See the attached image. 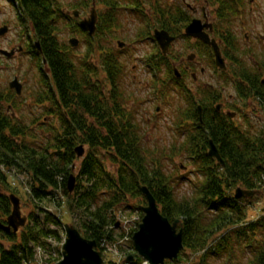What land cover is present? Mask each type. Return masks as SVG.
<instances>
[{
	"label": "trees",
	"instance_id": "obj_1",
	"mask_svg": "<svg viewBox=\"0 0 264 264\" xmlns=\"http://www.w3.org/2000/svg\"><path fill=\"white\" fill-rule=\"evenodd\" d=\"M7 1L17 3L20 25L26 32L31 27L39 41L42 53L32 51L38 56V66L43 57L51 72L44 76L39 70L41 84L33 95L37 102L44 103L42 115L50 119L40 120L41 115L29 120L14 114L15 110L20 114L14 99L17 96L8 87L7 91L0 89V220L4 222L11 209L5 171L15 170L28 176L26 183L32 200L54 201L59 189L68 210L83 213L82 235L97 244L104 236L112 238L114 230L108 227L115 223L113 211L138 209L129 199L144 198L141 187L146 186L164 216L170 221L181 219L184 247L180 254L185 249L192 253L203 251L197 264H206L211 255L222 257L225 264H264V215L244 221V204L249 199L236 200L232 195L237 185L256 189L262 180L264 129L253 131L251 126L238 128L229 122H209L203 118L182 139L183 148L197 155L199 164L197 177L189 179L193 185L191 194L176 198L173 177L162 167L164 153L155 155L145 148L140 125L133 111L126 107L119 87L121 67L115 48L110 47V38L123 26L119 10L113 5L103 8L104 19L97 23L94 36L88 35L91 53L96 51L95 42L101 41L102 69L111 85L107 89L103 86L100 93L95 87L96 69L87 61L88 55L83 61L75 60L68 51L70 46L58 37L59 25L67 17L62 0ZM91 1L97 2L86 0V8ZM102 1L105 4L110 0ZM259 96L264 99V92ZM185 100L189 104L183 113L194 111L193 99ZM209 137L220 143L222 164L204 150ZM78 143L88 146L80 159L75 152ZM78 160L75 187L68 192L66 181ZM107 162L112 169L107 168ZM36 208L42 210L40 206ZM35 214L32 211L30 217ZM45 220L59 225L50 213ZM39 222L27 221L19 229V236V230H0V264H29L36 244L45 246V238L58 237L56 229L40 226ZM5 240L10 243L7 245ZM129 244L134 255L130 264H142L131 239ZM239 257V263L233 261ZM180 259L181 256L175 261Z\"/></svg>",
	"mask_w": 264,
	"mask_h": 264
},
{
	"label": "flooded vegetation",
	"instance_id": "obj_2",
	"mask_svg": "<svg viewBox=\"0 0 264 264\" xmlns=\"http://www.w3.org/2000/svg\"><path fill=\"white\" fill-rule=\"evenodd\" d=\"M71 2L70 11H79L78 16L69 14L71 30L76 32L74 24L88 17L86 0ZM92 4L97 11V23L104 19L101 10L113 5L119 10L121 22V14L126 12L125 16L143 24L136 37L152 46L141 59L145 70L162 85L160 94L164 95L166 88L173 86L172 91H176L183 101L174 120L178 122L177 134L185 138L191 128L203 122V118L242 128L247 124L250 109L253 113L261 111L264 116L263 98L259 96L264 92V0H110L105 4L97 0L90 6ZM190 24L193 28L188 33L186 28ZM156 32L162 34L160 41L155 38ZM95 46L99 56L91 64L98 70V64L102 67L101 41L98 40ZM125 46L117 45L119 50L115 53L121 67L119 87L126 104L129 95L124 86L127 67L120 58ZM216 52L222 59L221 66L216 63ZM43 70L50 76L47 66ZM204 77L207 82L201 81ZM96 80L95 87L102 93L104 84L98 77ZM230 86L234 93L226 96V88ZM185 97H191L195 103V110L190 113H183L189 104ZM154 109L158 113L160 106L156 105ZM145 120L149 122L150 118ZM210 140L219 151L220 143L210 137L204 150L207 152Z\"/></svg>",
	"mask_w": 264,
	"mask_h": 264
},
{
	"label": "rangeland",
	"instance_id": "obj_3",
	"mask_svg": "<svg viewBox=\"0 0 264 264\" xmlns=\"http://www.w3.org/2000/svg\"><path fill=\"white\" fill-rule=\"evenodd\" d=\"M63 10L68 16L65 20H62L58 31V37L68 42L70 37H77L80 41L79 45L68 50L73 53V58L80 61L85 60L84 57L88 55L87 61L92 63V61L98 58V51L91 53V46L88 44V37L86 34H83L80 28H77L75 33L69 31L70 24V4L71 0H62ZM17 3L11 4L7 0H0V27L6 25L8 27L5 35L0 37V50L6 49L10 50L11 47H16L17 45H22L24 50L23 52H17L12 57H6L0 53V89L7 91L8 81L17 76L18 79L23 83V90L21 96L14 98L18 106H20V114L15 110L16 114L23 116L24 119H37L42 115L44 103H39L34 98L36 86L40 82V66L42 68L43 64L40 63L38 66V56H34V52L27 53V50H30L32 42L36 40L34 33L22 28L18 20V7ZM96 7H99L96 5ZM90 6L86 8V14H88ZM128 13L123 12L122 27L118 28L117 33L114 37L110 38V47L115 48L116 51L119 50L116 43L118 40L125 42V49L121 53V59L125 61L127 72L125 77V90L129 92L128 101H126V107L134 112L136 116V121L140 125L141 133L145 139V148L148 151L154 152L155 155L162 154L161 163L162 167L165 168L167 175L173 177L172 184L175 186L174 191L177 194L175 197H181L183 195H190L193 185L189 182V179H195L197 177V164H199V157L197 155L189 154L186 148L182 146V137L177 134L175 117L178 110L182 107L183 101L176 91H172L173 86H168L166 92L160 94L159 90L162 85L149 74L145 67L143 66L141 59L143 55L151 51L152 46L144 42L139 36L136 37L139 29L143 26L142 23L131 18L130 16H125ZM26 24V23H25ZM80 30V31H79ZM27 35L30 36L27 39ZM83 39V41H82ZM31 41V42H29ZM96 43V42H95ZM31 44V45H30ZM68 44V43H67ZM30 45V46H29ZM69 45V44H68ZM71 48V47H70ZM102 49V48H101ZM93 54V55H92ZM92 55V60L90 59ZM38 59V60H37ZM95 61V60H94ZM87 62V63H88ZM102 63V57L100 56V64ZM99 68L97 71V77L104 84L105 88H110L111 85L107 80L106 73L103 71L102 67L98 64ZM44 68V67H43ZM44 74L42 69L41 71ZM45 75V74H44ZM135 76V77H133ZM202 82H207L208 79L205 77L201 80ZM210 82V80H209ZM214 83V81H213ZM196 87V85H193ZM9 88V87H8ZM227 93H234L232 87L226 88ZM159 105L160 110L158 113H155V106ZM173 114V115H172ZM248 117V126L247 122L246 127L251 126L253 131H258L264 129V116L261 111H250L247 112ZM146 117L150 118L148 122L145 120ZM46 118L45 114L40 117V120ZM171 118L173 120H171ZM50 118H46L48 121ZM37 126H34L36 128ZM81 143V142H80ZM79 144V143H78ZM83 144V143H82ZM174 144V146H172ZM85 151L88 146L83 144ZM181 146V148H179ZM179 148V149H178ZM157 157V156H156ZM81 157H79L80 159ZM75 169L73 173L76 175L79 160L75 163ZM180 166H183L184 169H180ZM107 168L112 169V165L107 162ZM7 174V182L10 187L8 190L9 193H13L20 199V210L21 214L27 217V221L31 222L32 219L38 220L40 226L45 228H54L58 231V237L51 236L44 239L47 245L43 246L41 243L35 245L33 249V259L29 264H56L57 261L61 258L62 244L65 240V231L63 228L64 224H70L76 227L82 234V221L85 219L84 215L80 211H69L68 204L65 197L61 195L59 189L57 192V199L54 201L43 200L40 202L38 200H32L30 197V186L28 185L27 180L29 179L26 174H18L15 170L5 171ZM179 177H182V181H178ZM240 186V185H237ZM236 186V187H237ZM235 188V187H234ZM264 190V177L263 181L258 184V188ZM233 191V190H232ZM143 197H137L129 199L130 204H136L138 207L144 205ZM59 200V201H58ZM37 206L42 207V210L36 208ZM246 210V216L244 221H250L260 218L264 215V191L260 194L252 196L249 201H246L244 204ZM122 213V219L125 217H130L132 223L130 226L135 225V221L138 220V214L140 215V209L131 208V209H122L118 208ZM35 211V215L30 217V213ZM136 211V212H133ZM48 213L56 217V220L59 221V225L53 224L50 221H46L45 217ZM37 216V218H35ZM139 218V217H138ZM135 219V220H134ZM134 220V222H133ZM122 224L128 228H131L128 224L124 223V220L121 221ZM110 225L108 228H111ZM21 230V228H20ZM20 230L18 236L20 235ZM120 230L113 231L112 238L109 240L107 237L99 240V246L102 249V257L106 262H112L114 264H123L125 263L124 259L128 254H132L130 248L129 240H125L122 237V242L116 244L113 242L114 239L118 238ZM2 240V239H0ZM6 244L10 241H4ZM8 245V244H7ZM203 251H198L192 253L190 250H184L183 254H178V257L166 264H197L201 262V256ZM186 255H188L186 257ZM181 256L180 262H176ZM206 264H225L222 257L208 256ZM242 259V258H241ZM175 261V262H173ZM238 263L241 261L240 257L237 260ZM142 264H145L142 262ZM240 264V263H239Z\"/></svg>",
	"mask_w": 264,
	"mask_h": 264
},
{
	"label": "water",
	"instance_id": "obj_4",
	"mask_svg": "<svg viewBox=\"0 0 264 264\" xmlns=\"http://www.w3.org/2000/svg\"><path fill=\"white\" fill-rule=\"evenodd\" d=\"M74 15H78L77 11ZM80 26L87 30L90 34H93L96 30V13L92 8L90 15L87 18L82 19L79 22ZM193 24H190L186 31L192 32ZM8 30L6 25L0 27V36L4 35ZM162 34L160 32L155 33V38L160 41ZM68 42L71 46H77L79 40L76 37H70ZM35 47L38 51H41L39 42H35ZM117 45L122 47L124 42L117 41ZM22 47L19 45L17 51H20ZM15 48H11L9 51L1 49L0 53L6 57H11L15 53ZM222 59L219 53L216 52V63L222 65ZM45 63V60H43ZM9 87L14 89L17 94L22 91V83L14 76L8 83ZM84 147L79 144L75 147L77 157H80L84 153ZM207 154L211 157H215L219 162H223L217 147L210 140ZM184 168L183 166H180ZM76 183V177L71 173L66 181V188L69 192H72ZM142 193L146 198V204L140 206L143 216L138 229L132 234L133 247L136 253L146 260L149 264H163L166 259H175L178 256L179 251L183 248L182 228H177L178 224H181L179 218L170 221L159 210L156 200L146 186H142ZM259 190L243 189L241 187L235 188L234 197L240 199L242 197L248 198L254 194H258ZM9 200L11 203L10 213L6 216L5 221L0 220V230L8 233L10 231L17 232L19 227L25 225L27 217L21 214L20 199L15 194H9ZM66 234L65 242L62 246V258L57 264H105L102 254L96 249V241L84 237L80 231L70 224L64 225ZM132 255L126 257V261H131Z\"/></svg>",
	"mask_w": 264,
	"mask_h": 264
},
{
	"label": "built area",
	"instance_id": "obj_5",
	"mask_svg": "<svg viewBox=\"0 0 264 264\" xmlns=\"http://www.w3.org/2000/svg\"><path fill=\"white\" fill-rule=\"evenodd\" d=\"M136 219H138L137 217H136ZM124 220V223H129L128 225H130L131 223H132V219H130V218H126L125 217V219H123ZM135 220V219H134ZM134 220H133V222H134ZM127 226V225H126ZM128 228V227H127ZM114 246H115V244H114Z\"/></svg>",
	"mask_w": 264,
	"mask_h": 264
}]
</instances>
